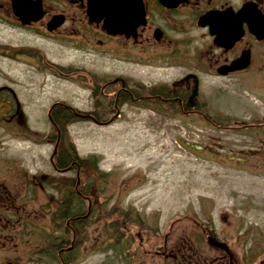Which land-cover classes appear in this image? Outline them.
Here are the masks:
<instances>
[{"label": "flooded vegetation", "instance_id": "af4514ba", "mask_svg": "<svg viewBox=\"0 0 264 264\" xmlns=\"http://www.w3.org/2000/svg\"><path fill=\"white\" fill-rule=\"evenodd\" d=\"M4 32L13 38L4 40ZM53 53L73 60L63 64ZM0 59L45 69L89 99L86 110L74 99L56 101L48 125L31 128L16 88L0 84V155L11 142L20 147L17 155L0 157V264H85L98 249V204L85 212L81 158L58 156L66 128L76 123L108 127L137 116L146 128H196L199 121L200 128L248 137V144L228 146L237 156L224 160L262 168L264 175V0H0ZM96 60L124 71L84 66ZM239 60L248 67L229 72ZM206 78L228 81L233 90L207 88ZM229 97L247 105L241 115L218 105ZM209 140L208 158L219 162ZM36 147L48 149L51 172L36 169L34 158L28 162ZM212 201L204 222L168 232L175 258L264 264L263 222L234 211L215 219Z\"/></svg>", "mask_w": 264, "mask_h": 264}, {"label": "rangeland", "instance_id": "374dc122", "mask_svg": "<svg viewBox=\"0 0 264 264\" xmlns=\"http://www.w3.org/2000/svg\"><path fill=\"white\" fill-rule=\"evenodd\" d=\"M9 33L1 34L4 40L13 38ZM53 55L63 64L73 60L70 56ZM84 66L91 72L124 71L97 60L86 61ZM0 68L4 71L0 84L10 81L8 85L16 88L31 128H45L47 112L56 101L73 102L74 99L80 108L88 109L87 92L54 79L45 69L11 64L2 59ZM18 82L20 86L11 85ZM204 84L207 88L221 85L224 90H233L228 81L215 78H206ZM232 100L228 98L218 105L241 115L247 105L233 104ZM199 124L196 121V128H146L139 117L127 116L108 127H98L91 122L69 127V137L79 156L99 158L101 173L106 176L101 204L98 203L94 213V219L99 222L94 234L98 249L86 255L91 257L85 264H181L172 253L174 245L168 232L173 227L187 231L194 225L193 220L204 222L208 198L213 200L215 219L221 212L230 215L234 211L243 220L264 224V175L258 173H262V168L246 170L224 160L237 156L228 153V146L245 141L248 144L249 138L237 132L200 128ZM3 127L0 124V128ZM209 135L221 159L219 162L210 161L206 149L195 151L184 146L185 143L206 146L210 142ZM19 150V144L11 142L0 157L15 156ZM26 158L29 163L35 159L36 169L52 171L47 148L36 147ZM238 204H242L239 211ZM102 213H110L112 218L106 221ZM113 213L121 220L115 219ZM130 214L132 220L128 224H132V234L126 232L121 238L128 247L119 249L115 229L117 224L124 226L123 218ZM172 236H178L176 231Z\"/></svg>", "mask_w": 264, "mask_h": 264}, {"label": "trees", "instance_id": "16d2710c", "mask_svg": "<svg viewBox=\"0 0 264 264\" xmlns=\"http://www.w3.org/2000/svg\"><path fill=\"white\" fill-rule=\"evenodd\" d=\"M59 120L61 119L58 117H54V121L57 124L59 123ZM229 120L230 118L228 119V121ZM72 122L73 121L70 120L69 118V124ZM64 134L66 137L63 140V142H61V145L59 148L60 151L58 153V156L60 155L64 158L65 157H68V158L79 157V154L77 153V150L74 144L70 141L67 132L65 131ZM81 162L83 164V167L81 170L82 176L80 180L82 182V189H83L84 195L90 197L94 201L97 200V204H98L100 203V199L102 198V195H103V185L106 179V176L103 173H101V171L99 170L100 159L97 158L96 156H89L86 158H82ZM59 165H61V161H60V164L58 163V166ZM68 166L69 165H67V167ZM113 214L116 215L115 219H117L118 221L121 220L120 216L118 217L117 213H113ZM102 217H104L106 221L112 218L110 216V213H107L106 215L103 214ZM123 219L125 221L124 226H120L119 224H117L116 229H115L116 235H118V237L116 238L118 246H121L126 242L125 240L122 241L121 239L126 235V232L129 234H132V228H133L132 224L131 223L128 224V221L132 220L131 214ZM107 227L110 229L109 225H107ZM123 246L128 247V245L126 244H124Z\"/></svg>", "mask_w": 264, "mask_h": 264}, {"label": "water", "instance_id": "95a60500", "mask_svg": "<svg viewBox=\"0 0 264 264\" xmlns=\"http://www.w3.org/2000/svg\"><path fill=\"white\" fill-rule=\"evenodd\" d=\"M248 67L247 62L243 63L242 60H239L238 62H236L232 67H230L229 72H233V71H242L244 69H246ZM225 74L227 72H224ZM194 149L196 150H202L203 148L200 146H192Z\"/></svg>", "mask_w": 264, "mask_h": 264}, {"label": "bare ground", "instance_id": "6f19581e", "mask_svg": "<svg viewBox=\"0 0 264 264\" xmlns=\"http://www.w3.org/2000/svg\"><path fill=\"white\" fill-rule=\"evenodd\" d=\"M124 244H125V243H124ZM124 244H123V245H124ZM123 245H121V246H123ZM121 246H117V247H118L119 249H122V247H121Z\"/></svg>", "mask_w": 264, "mask_h": 264}]
</instances>
